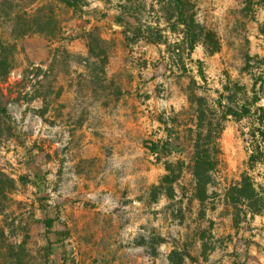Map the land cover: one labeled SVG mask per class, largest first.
<instances>
[{
	"label": "rangeland",
	"instance_id": "374dc122",
	"mask_svg": "<svg viewBox=\"0 0 264 264\" xmlns=\"http://www.w3.org/2000/svg\"><path fill=\"white\" fill-rule=\"evenodd\" d=\"M183 3L197 35L194 62L175 47L185 29L176 26L175 0H87L82 18L62 9L64 34L51 40L14 41L0 19V35L18 46L0 92L17 135L0 140V171L17 181L0 199V264H264V217L239 231L223 203L250 171L247 121L225 122L209 198L193 197L198 113L209 130L219 101L241 106L256 81L263 85L264 0ZM96 26L109 42L108 84L120 96L102 78L88 83L86 32ZM146 26L161 44L126 41L124 31ZM39 81L52 102L43 116L44 101L32 99ZM168 165L180 175L171 196L167 185L154 191Z\"/></svg>",
	"mask_w": 264,
	"mask_h": 264
},
{
	"label": "trees",
	"instance_id": "16d2710c",
	"mask_svg": "<svg viewBox=\"0 0 264 264\" xmlns=\"http://www.w3.org/2000/svg\"><path fill=\"white\" fill-rule=\"evenodd\" d=\"M106 2L108 0H100ZM87 0H4L0 3V19L6 18V23L12 26V38L14 41L24 39L29 36H40L48 40L55 39L64 34L63 20H61L62 9L65 11H73L75 14L81 13L87 7ZM175 12L177 15V28L183 26L181 30L183 40L176 43L175 47L188 51V56L192 60L197 45V35L195 28L188 23L183 0H175ZM124 13L127 10L124 9ZM16 14L12 18V15ZM144 29V28H143ZM134 33L124 31L123 34L126 41L131 42L132 39H144L151 44H161L160 39L152 31L158 29L152 26H146V30L142 28L132 29ZM132 34V35H131ZM133 37V38H132ZM72 39V38H71ZM88 42V54L83 60V67L86 74L90 78L89 84H93V80L100 81L102 78V86L104 89L115 88L113 95L120 96L121 87H115L108 84L107 67L109 65V47L108 41L102 37L101 30L98 26L91 31L86 32ZM18 46L16 43L9 44L4 41L0 35V92L1 88L7 83L12 72L15 70V61ZM65 53L71 57L74 55L65 49ZM55 57V55H54ZM54 60V59H53ZM193 61V60H192ZM194 62V61H193ZM200 76H204L203 62L197 61ZM44 65L33 67V71H37L36 76L44 72ZM49 68L53 67V61L48 64ZM33 73V72H32ZM263 85L257 88L259 82L256 81L253 88V96L247 99L241 106L225 105L219 101V110L221 117L218 118L216 124H211L209 130L205 125V112L198 113V134L194 142V199L204 203L208 198V185L212 182L211 174L217 171L220 165V156L222 150L219 147V140L222 132L225 131V122L231 118L237 123L248 122L249 131L246 133V142L250 151L248 167L250 171L242 173L239 181L235 182L227 189L223 203L234 210V226L240 231L243 223L251 224L257 216L264 217V106L260 103L264 99V79H261ZM87 82V81H86ZM111 85V86H110ZM42 87L40 93L33 95L32 99H42L45 104L41 116L49 111L52 102L48 99L49 94L43 90L45 82L39 81L34 86ZM217 110V113L218 111ZM207 130V133H205ZM7 134L15 138V123L12 117L8 115L7 109L0 102V140ZM153 156L162 157L161 149H154ZM259 167L263 168L258 175L256 171ZM168 174L162 178L160 186L154 187V191L167 185L168 191L165 193L171 196L174 184L179 180L180 175L171 165L167 166ZM253 172V173H251ZM17 190V181L5 172L0 171V199L7 200L8 196ZM164 192L159 193V197ZM170 194V195H169ZM217 205L214 203V209Z\"/></svg>",
	"mask_w": 264,
	"mask_h": 264
},
{
	"label": "crops",
	"instance_id": "0c3cea01",
	"mask_svg": "<svg viewBox=\"0 0 264 264\" xmlns=\"http://www.w3.org/2000/svg\"><path fill=\"white\" fill-rule=\"evenodd\" d=\"M1 1V0H0ZM260 216H257L255 219L259 218Z\"/></svg>",
	"mask_w": 264,
	"mask_h": 264
}]
</instances>
